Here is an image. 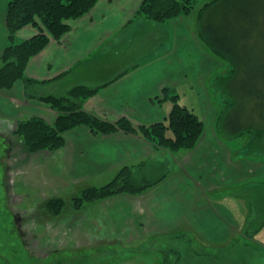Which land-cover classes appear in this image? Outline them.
Wrapping results in <instances>:
<instances>
[{"label":"crops","instance_id":"obj_1","mask_svg":"<svg viewBox=\"0 0 264 264\" xmlns=\"http://www.w3.org/2000/svg\"><path fill=\"white\" fill-rule=\"evenodd\" d=\"M141 2L99 0L86 15L69 20L70 31L60 40L52 39L29 61L26 75L37 83L27 90L18 81L12 89L0 90V123L13 121L12 132L19 120L33 116L54 123L58 112L39 97L66 95L77 85L97 89L85 101L86 111L109 121L128 118L136 126L166 118L172 108L170 100L162 99L166 86L186 95L181 86L191 78L199 84H194L198 94L203 93L198 73L221 68L223 59L203 42L191 13L168 22L136 18ZM8 3L0 0V58L9 41ZM37 33L35 26L27 25L17 38ZM185 104L190 107L189 99ZM198 108L203 115L201 99ZM213 123L205 125L193 149L178 152L155 148L137 134L95 133L80 125L65 132L62 148L39 153L56 161L55 176L67 187L103 185L128 164L165 165L166 177L142 194L114 195L93 203L90 209L97 224L103 221L111 233L144 235L146 240L195 238L214 251L213 257L216 252L221 264L227 247L249 244L254 232L263 230L264 221L248 227L256 217L247 212L245 197L238 191L252 174L241 164V151Z\"/></svg>","mask_w":264,"mask_h":264},{"label":"trees","instance_id":"obj_2","mask_svg":"<svg viewBox=\"0 0 264 264\" xmlns=\"http://www.w3.org/2000/svg\"><path fill=\"white\" fill-rule=\"evenodd\" d=\"M98 1L9 0V41L0 58V90L11 89L18 81L24 82L27 90L37 83L26 75L31 58L43 51L52 39L60 40L71 29L69 20L86 15ZM197 2L198 0H142L136 18L145 17L158 22H168L176 17L189 15ZM198 16L199 35L203 42L212 54L231 64V72L228 75L214 80L222 85L221 89H216L217 92L226 93L230 99H234V102L228 101L232 108L240 101L237 77L243 73L248 75L251 84L243 94L244 100L255 103L258 119H263L264 70L260 71L256 66L264 63V47L260 49L261 41L264 40V0H213L200 8ZM27 25L35 26L38 33L29 39L19 40L18 31ZM96 92L95 88L77 85L66 95L40 96L39 99L50 104L58 112L57 120L49 123L36 116L22 119L17 124L15 134L29 153H37L62 148L65 145V132L80 125L90 127L95 133L110 134L123 131L137 134L155 148H166L171 152L193 149L204 133L205 124L202 117L195 108L179 102L180 94L173 87L166 86L162 92V99L172 102V108L166 118L139 126L134 125L128 118L109 121L86 111L85 101ZM230 109L225 110L219 117V130L237 133L241 129L240 134L255 130L253 121L242 127L239 123L241 116ZM258 130L260 132L256 136L261 135L260 138H263L264 130ZM148 165L146 161L124 165L108 183L84 188L80 194L71 198L74 208L81 210L90 203L114 195L142 194L159 184L167 175L166 169L161 177L152 181V175L165 165ZM66 203L65 198H52L46 201L44 210L49 215H63ZM172 252L178 256L179 251L177 253L171 249L164 252V259L169 260Z\"/></svg>","mask_w":264,"mask_h":264},{"label":"rangeland","instance_id":"obj_3","mask_svg":"<svg viewBox=\"0 0 264 264\" xmlns=\"http://www.w3.org/2000/svg\"><path fill=\"white\" fill-rule=\"evenodd\" d=\"M210 1L213 0H198L190 16L193 23L199 24V10ZM260 45V49L264 47V40ZM220 62L223 63L221 68L206 75L205 72L198 73L201 79L195 78L202 83L199 90L203 93L198 94L195 87L199 84L190 81L191 78L181 86L186 95L180 90L177 92L180 103L185 104L189 99L198 112L201 99L205 112L200 116L204 124L211 126L215 122L217 128L221 114L231 108L228 101L234 102L228 94L216 90L222 85L214 80L231 72L228 61ZM256 69L263 71L264 63ZM237 79L240 101L230 110L241 116L239 123L242 127L253 121L255 130L242 134L241 129L237 133L222 129L219 132L241 151V164L249 175L252 174L242 182L238 192L245 197L247 212L256 217L254 224L248 226L254 229L264 221V137L256 136L260 132L258 129L264 130V118L258 119L255 103L244 100L243 94L251 84L248 75L239 74ZM14 124L13 121L0 123V264H118L127 260H135L138 264H218L217 253L213 257L214 251L205 248L195 238L156 236L146 240L144 235L111 233L107 224L103 221L97 224L93 216L90 208L97 201L76 210L71 198L86 186L67 187L57 180L56 161L47 160L39 152L29 153L15 130L12 132ZM164 172L166 168L162 166L150 179L154 181ZM56 197L66 199L63 215H49L44 210L46 201ZM248 243L227 247L221 264H264V228L258 234L254 232L253 241ZM171 249L179 251L178 256L172 252L169 260L164 259V252Z\"/></svg>","mask_w":264,"mask_h":264}]
</instances>
